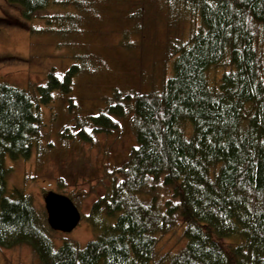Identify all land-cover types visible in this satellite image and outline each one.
<instances>
[{
    "label": "trees",
    "instance_id": "obj_1",
    "mask_svg": "<svg viewBox=\"0 0 264 264\" xmlns=\"http://www.w3.org/2000/svg\"><path fill=\"white\" fill-rule=\"evenodd\" d=\"M156 1L6 0L19 18L0 17V25L51 33L61 43L74 38L80 20L99 21L92 14L121 4L129 24L118 49L151 71L145 91L113 88L102 109L63 128L66 137L92 144L123 121L134 136L92 207L94 236L84 246L57 245L44 212L6 183V161L27 160L38 149L40 109L70 94L80 63L26 87L0 80V249L27 246L40 264H264V0H160L180 3L195 21L186 39L167 33L147 47L141 16ZM50 9L59 14L44 15ZM155 47L163 53L159 66L145 56ZM175 227L181 244L155 263L156 235Z\"/></svg>",
    "mask_w": 264,
    "mask_h": 264
},
{
    "label": "rangeland",
    "instance_id": "obj_2",
    "mask_svg": "<svg viewBox=\"0 0 264 264\" xmlns=\"http://www.w3.org/2000/svg\"><path fill=\"white\" fill-rule=\"evenodd\" d=\"M169 2L171 4L166 5L156 1L151 5L150 13L141 16L146 24L142 28L143 34L151 41V44L144 42L147 47L160 44L167 33L186 39L191 31L192 21H195L192 11L177 6L180 3ZM108 6L99 11L101 16L92 14L99 17V21L92 18L77 22L80 32L73 33L74 38L65 43H61L60 36L51 33L29 34L17 27L0 25L1 81L19 87L40 84L49 71L60 75L73 63H80L70 94L56 95L40 109L43 126L38 149L27 160L6 161L9 169L7 186L21 188L45 217L43 199L49 192L68 196L77 207L81 220L72 232H51L57 245L68 240L84 246L93 238L91 220H88L92 207L108 192L112 173L125 162L130 147L135 143L132 129L123 121L118 132L97 135L93 137L92 144L66 137L67 132L63 128L67 125L71 127L75 117L97 113L113 88L121 93L139 89L145 91L149 79L147 72L151 71L143 59L128 57L127 51L123 57L118 45L129 23L124 22V16L120 18V10L124 6ZM16 10L6 0H0V17L16 21L19 18ZM43 13L46 16L59 14L54 9ZM33 25L43 28L44 22L34 21ZM131 38L136 41L140 35L135 34ZM133 55H138L137 49H134ZM145 56L153 58L158 66L164 62L159 47L151 53L147 51ZM141 71L146 76L140 77ZM70 100L73 111L69 110ZM100 218L105 219L103 215ZM158 236L155 263L174 243L181 244L179 227ZM0 264L40 263L27 246H19L0 249Z\"/></svg>",
    "mask_w": 264,
    "mask_h": 264
},
{
    "label": "water",
    "instance_id": "obj_3",
    "mask_svg": "<svg viewBox=\"0 0 264 264\" xmlns=\"http://www.w3.org/2000/svg\"><path fill=\"white\" fill-rule=\"evenodd\" d=\"M43 201L46 222L51 230L67 234L77 227L81 220L80 213L68 196L49 192Z\"/></svg>",
    "mask_w": 264,
    "mask_h": 264
}]
</instances>
